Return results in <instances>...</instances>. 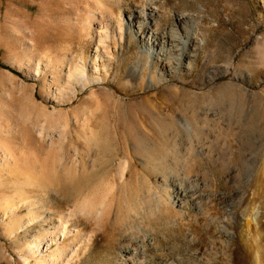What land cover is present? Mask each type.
<instances>
[{"label": "rangeland", "instance_id": "1", "mask_svg": "<svg viewBox=\"0 0 264 264\" xmlns=\"http://www.w3.org/2000/svg\"><path fill=\"white\" fill-rule=\"evenodd\" d=\"M178 16L191 59L153 63ZM0 63V264H130L140 237L147 264H264V0H0Z\"/></svg>", "mask_w": 264, "mask_h": 264}, {"label": "bare ground", "instance_id": "2", "mask_svg": "<svg viewBox=\"0 0 264 264\" xmlns=\"http://www.w3.org/2000/svg\"><path fill=\"white\" fill-rule=\"evenodd\" d=\"M146 10L149 11L150 9L148 8ZM103 13H104V8L102 7L101 14H102L103 19L100 20L99 23L97 24L99 26L98 32L101 34L100 42L102 44L105 43L106 38L109 34L107 27L103 26V24H102L105 21V17L103 16ZM157 13H158L157 11L152 9V10H150L149 14L151 16H154ZM91 18L95 19V15L92 14ZM186 18L187 17H185V16H178L177 18H175L173 20L171 28L169 29V31L164 33L165 43H163V44L159 43L158 35L155 34V32H153V31H149L148 32L149 34L147 35V37H143V39H144L143 43L146 46L144 53L148 56V58H150V59L152 58L153 63L154 62L157 63L156 61H160V59H162L164 57L167 61L168 60L171 62L174 61V63L177 62L178 68H179V66H182V64L184 62H186V60L191 59V56L189 54L190 42L195 39L194 38L195 34H194L193 29H190L188 31L189 32L188 37L182 36L181 33L183 31L184 24L187 22ZM89 22L91 24L92 19ZM129 22L130 23L132 22V18L129 19ZM149 25L151 26V23ZM102 29H104V30H102ZM130 30L131 31L133 30L134 33H136V36H138V33L133 29L131 24H130ZM97 51L99 52V47L97 48ZM103 66H104V74L102 73V69H99L97 59H96V61H94V64H93L94 71H92L91 73L88 72V68H87V66H85V64H83V65L76 64L74 67V71L70 75L71 76L70 78L73 79L74 81L76 80V81L81 82V83H84V82L100 83L102 81L104 82L107 79L110 70L107 69V67L104 63H103ZM187 129H188V131L190 130L189 127H187ZM4 157H5V159H9L11 157V152L8 151L6 148L4 149ZM186 183H187V181L183 180L182 182L174 183V186H173L172 183L168 182L167 185L165 184L167 189L169 190L167 193L162 194L160 191L156 192V194H155L156 205L154 207L155 215L162 214L164 211L163 210L164 207L167 205H172L173 207L176 208V206L179 207V206L186 204L187 198L194 196V194L187 191V188L185 187ZM172 187H173V189H172ZM171 190H172V192H170ZM184 214L185 213H183V215ZM103 215H104V212L101 211V213L99 215L100 219L103 218ZM259 215H260L259 210L258 211L255 210L254 213L251 214L250 217H253L255 220H257ZM223 229H225V228H223ZM219 230H220V228H219ZM139 232H140V234L141 233L142 234L147 233L144 230H140ZM152 237L153 236H147L146 235L147 241H149L150 243H154L155 240ZM196 245L199 246L200 243H197ZM217 247H218V243L214 238V240H211L210 243L207 245V249L205 251L206 255L215 258V256L218 255ZM146 248H147V243H146L145 239H142V237H140V238H136L134 240L128 241L126 248L124 249L123 253H125V256L127 257V259L130 258L129 259L130 261L128 260V263H130V264H147L146 263V251H145ZM201 250H202L201 248H198L196 253L197 254L200 253ZM141 255L143 257H139ZM182 256H181V259L178 260L177 264H189L188 263L189 257L187 258V255H182ZM210 259L211 258H209V260ZM211 260H213V259H211ZM45 264H47V263H45ZM170 264H176V260H175V262H170Z\"/></svg>", "mask_w": 264, "mask_h": 264}, {"label": "trees", "instance_id": "3", "mask_svg": "<svg viewBox=\"0 0 264 264\" xmlns=\"http://www.w3.org/2000/svg\"><path fill=\"white\" fill-rule=\"evenodd\" d=\"M0 66L4 69H8L11 70L12 72H14L15 74H19L16 70H14L13 68L9 67V66H5L3 64L0 63Z\"/></svg>", "mask_w": 264, "mask_h": 264}]
</instances>
